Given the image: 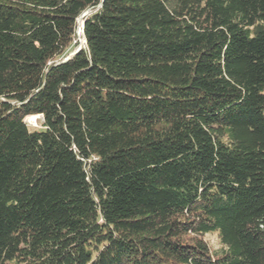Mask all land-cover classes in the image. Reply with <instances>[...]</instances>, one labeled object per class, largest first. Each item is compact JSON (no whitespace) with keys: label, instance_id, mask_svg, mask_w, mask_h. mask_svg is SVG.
I'll use <instances>...</instances> for the list:
<instances>
[{"label":"trees","instance_id":"trees-1","mask_svg":"<svg viewBox=\"0 0 264 264\" xmlns=\"http://www.w3.org/2000/svg\"><path fill=\"white\" fill-rule=\"evenodd\" d=\"M0 264H264V0H0Z\"/></svg>","mask_w":264,"mask_h":264},{"label":"rangeland","instance_id":"rangeland-1","mask_svg":"<svg viewBox=\"0 0 264 264\" xmlns=\"http://www.w3.org/2000/svg\"><path fill=\"white\" fill-rule=\"evenodd\" d=\"M81 44H83V41L80 39L79 40ZM28 116L24 119L25 123L31 127H36L37 126V121L40 119L39 116ZM204 240L212 247L217 249L219 247L217 239L214 235H207L204 237Z\"/></svg>","mask_w":264,"mask_h":264},{"label":"bare ground","instance_id":"bare-ground-1","mask_svg":"<svg viewBox=\"0 0 264 264\" xmlns=\"http://www.w3.org/2000/svg\"><path fill=\"white\" fill-rule=\"evenodd\" d=\"M33 118H35V116Z\"/></svg>","mask_w":264,"mask_h":264}]
</instances>
